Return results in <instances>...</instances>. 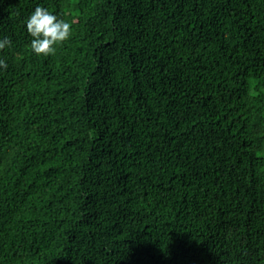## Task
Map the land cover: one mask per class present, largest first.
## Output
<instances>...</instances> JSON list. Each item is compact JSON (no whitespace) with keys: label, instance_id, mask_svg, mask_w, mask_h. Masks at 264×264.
Instances as JSON below:
<instances>
[{"label":"trees","instance_id":"1","mask_svg":"<svg viewBox=\"0 0 264 264\" xmlns=\"http://www.w3.org/2000/svg\"><path fill=\"white\" fill-rule=\"evenodd\" d=\"M3 37L0 264H264V0H0Z\"/></svg>","mask_w":264,"mask_h":264},{"label":"clouds","instance_id":"2","mask_svg":"<svg viewBox=\"0 0 264 264\" xmlns=\"http://www.w3.org/2000/svg\"><path fill=\"white\" fill-rule=\"evenodd\" d=\"M26 29L31 37L30 48L36 55L48 56L56 51V46L70 39L72 25L70 22L50 11L43 5H37L26 18ZM12 40L9 37L0 38V50L9 48ZM7 68V62L0 57V69ZM257 230L263 234L264 229ZM263 230V231H262Z\"/></svg>","mask_w":264,"mask_h":264}]
</instances>
